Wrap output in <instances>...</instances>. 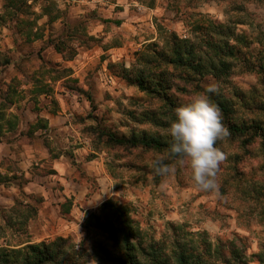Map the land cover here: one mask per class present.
Wrapping results in <instances>:
<instances>
[{"label":"rangeland","instance_id":"1","mask_svg":"<svg viewBox=\"0 0 264 264\" xmlns=\"http://www.w3.org/2000/svg\"><path fill=\"white\" fill-rule=\"evenodd\" d=\"M54 2L61 12L55 20L39 14L40 3L34 5L39 30L34 38L33 29L30 41L18 34L13 21L0 18V103L8 84L16 89L13 105L5 110L15 129L0 134V178L17 176L8 184L0 182V246L18 248L62 236L73 244L74 264H110L98 260L95 247L111 248V242L88 224L89 215L109 199L129 208L144 246L153 244L171 255L178 242L190 244L205 232L226 254L236 246L249 264H259L256 254L264 252V153L257 142L242 150L237 137L220 140L218 149L226 159L217 175V193L199 190L190 170L173 159L165 163L175 173L157 175L153 158L165 153L107 146L97 135L106 129L118 135L145 131L170 137L168 127L133 117L158 110L163 102L128 81L123 68L138 66L145 45L161 49L170 32L191 42L203 39L210 22L233 27L249 43L226 83L208 82L233 100L239 120L264 121L258 77L246 65L264 64V0ZM4 3L0 0V17ZM59 40L67 45L65 52L75 47L72 59L54 49ZM48 66L69 68L70 75L51 82V94L35 96L29 75ZM183 88L168 91L180 106L195 92L191 85ZM46 116L47 128L31 133L29 125ZM25 194H31L27 203ZM30 206L36 215L24 221Z\"/></svg>","mask_w":264,"mask_h":264},{"label":"trees","instance_id":"2","mask_svg":"<svg viewBox=\"0 0 264 264\" xmlns=\"http://www.w3.org/2000/svg\"><path fill=\"white\" fill-rule=\"evenodd\" d=\"M36 2L40 3L39 14H45L48 20L57 19L61 13L55 8L54 0H5L4 11L0 17L13 21L18 34L25 33L28 41L34 28V38L38 36L39 27L36 24L39 14L34 12ZM147 5L153 6L151 2ZM205 25L207 34L203 39L191 42L180 39L174 32H170L164 39V46L161 49L149 48L151 44H147L144 46V52L138 54L136 62L138 66H133L131 70L123 68L128 81L136 83L146 94H157L163 102L158 110H143L139 118L137 114H133L134 118L167 128L169 122L174 119L176 108L180 106L168 93L171 88L183 90L184 85H191L196 92L203 91L210 85L208 82L210 78L221 83L228 81L234 63L241 60L240 56L244 54L243 48L248 47L247 37L235 32L233 27L225 23L210 22ZM75 36L73 34L71 38ZM66 46L63 40L53 42L54 49L61 53L63 59L70 60L75 55V47L70 45L68 46L70 51L65 52ZM246 65L257 75L264 99V64H258L257 68L253 63L247 62ZM69 75V68L48 66L29 75L28 81L35 96H46L53 91L51 82L61 78L64 80ZM176 81L183 86H179ZM15 93L16 89L10 83L2 94L4 102L0 103V120H4L5 123L0 124V134L4 129H15L14 121L5 117V110L13 105ZM210 96L219 106L222 123L229 130L230 136L239 139V147L246 150L257 142L264 153V121L239 120L235 116V107L231 98L226 97L221 91ZM243 96L242 92H238L237 97L240 101L245 100ZM258 109H264V104H259ZM47 125L46 118L38 117L35 123L29 125V129L33 133L38 129L47 128ZM97 137L103 138L107 146L140 148L165 154L168 153L172 143L171 137L145 131L118 135L110 130L99 129ZM219 142L217 141L215 145L217 148ZM16 178L17 176L12 174L9 177H1L0 182L4 181L8 184ZM14 207L16 208L17 205ZM35 215L36 208L30 206L29 214H25L24 221L28 216ZM88 224L105 234L111 242V248L103 244H97L95 247L98 260L110 264H214L216 261L224 264H249L240 248L233 246L226 254L221 245H213L207 240L205 232L197 233V240L189 241L190 244L188 241L178 242V249L173 250L171 255L164 254L162 249H158L153 244L144 246L141 243L140 232L130 218L129 208L109 199L101 204L97 212L89 215ZM74 253L69 238L57 236L50 241L27 243L18 248L0 246V264H74L72 260ZM256 260L259 264H264V252L257 253Z\"/></svg>","mask_w":264,"mask_h":264},{"label":"clouds","instance_id":"3","mask_svg":"<svg viewBox=\"0 0 264 264\" xmlns=\"http://www.w3.org/2000/svg\"><path fill=\"white\" fill-rule=\"evenodd\" d=\"M216 92L218 87L210 84L176 108L167 129L172 139L167 156L153 158L157 175L175 173L176 168L165 163V159H173L190 170L191 179L199 190L218 193L217 175L226 154L215 145L230 133L222 123L219 106L210 96Z\"/></svg>","mask_w":264,"mask_h":264},{"label":"crops","instance_id":"4","mask_svg":"<svg viewBox=\"0 0 264 264\" xmlns=\"http://www.w3.org/2000/svg\"><path fill=\"white\" fill-rule=\"evenodd\" d=\"M43 118H45V117H43ZM46 119H47V121H48V116H46ZM28 183V182H27ZM18 190H19V193L21 192V189L18 187ZM29 195H31V194H25V198H26V200H25V203H27L28 201H29V199H30V196ZM24 199H22V201H23ZM17 201V200H16ZM16 201H14V204H13V207L16 205Z\"/></svg>","mask_w":264,"mask_h":264}]
</instances>
